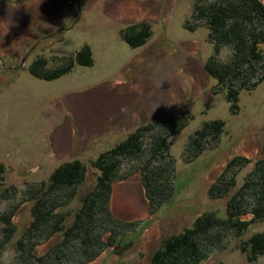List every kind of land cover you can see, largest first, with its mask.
Here are the masks:
<instances>
[{
  "label": "rangeland",
  "instance_id": "1",
  "mask_svg": "<svg viewBox=\"0 0 264 264\" xmlns=\"http://www.w3.org/2000/svg\"><path fill=\"white\" fill-rule=\"evenodd\" d=\"M197 1L0 0V164L4 167L0 218L17 207L13 212L17 232L11 244L33 228L32 210L39 203L29 193L34 195L48 183L58 168L79 162L86 167L85 182L80 188L63 187L58 194L64 203L58 210L61 219L70 216L82 208V199L102 176L93 164L127 140L133 144L132 154L120 159L114 180L135 167L165 168L173 161L175 195L157 210L155 201L152 215L136 176L114 184L112 210L132 223L121 227L125 236H109L103 242L104 247L118 242L125 246L118 251L107 247L85 264H150L167 240L191 229L200 216L218 212L222 221H229L225 211L230 196L247 191L245 180L255 173L256 160L264 158V77L243 86L241 77L226 78L221 84L206 74L207 63L224 65L233 54L230 48H216L203 23L191 19ZM147 28L151 34L144 45L133 48L126 42L125 36H145ZM85 47L92 55L89 67L74 62ZM71 60L75 66L60 78L43 80L34 73L53 75L69 67ZM213 122L222 126L220 131L206 142L197 139L202 151L189 157V140ZM171 125L185 128L169 137ZM142 127L151 131L136 146V133ZM157 139H166L160 151ZM246 159L251 160L249 165H244ZM227 165L234 166L236 174L229 172L232 177L227 176L225 183L233 178L235 186H224L231 190L229 197L211 200L208 189L222 178ZM245 211L241 220L236 217L246 222L238 231L242 234L224 240V249L212 250L203 264H264V256L249 259L242 250L253 236L264 232V215L258 211L261 217L253 220ZM51 213L43 211L38 226L47 223ZM203 224L201 229L214 228L211 221ZM2 228L0 222V239ZM35 234V240L40 239L38 230ZM60 240L36 250L25 242L26 263L20 258L19 262L44 264L40 259ZM13 245L7 247L2 263H17ZM78 254L73 257L75 264L84 261L83 250L78 249ZM180 257L173 261L180 262Z\"/></svg>",
  "mask_w": 264,
  "mask_h": 264
},
{
  "label": "trees",
  "instance_id": "2",
  "mask_svg": "<svg viewBox=\"0 0 264 264\" xmlns=\"http://www.w3.org/2000/svg\"><path fill=\"white\" fill-rule=\"evenodd\" d=\"M197 4L198 5L195 8L196 10L193 15H191V19L197 23H203L204 28L208 32V38L213 41L216 48H230L233 54L231 60L224 65H217V61L211 62V64L207 63L204 66L206 74L210 78L220 81L221 84H223L222 82H225L226 78L232 80L231 78L235 79L241 77V82L244 80L242 83L243 86L260 75L264 77L263 0H198ZM191 27L192 26L189 22L187 28L190 29ZM150 34V29H148L145 36L137 33V35L135 34L133 37L131 35L132 38L125 36V40L131 47L138 48L145 44L146 40L150 37ZM74 60H71L68 65L69 67L58 71L53 75H45L38 69V71H35L34 73L37 77L43 78V80H53L60 78L63 74L69 72L75 64L78 66L89 67L92 66L93 63L91 51L88 47H85L81 52H78L75 55ZM72 61H74L75 64H73ZM40 63L41 62H39V64ZM227 89H230V87H227ZM232 98H234V96H232ZM184 128V126L174 128L171 125L168 130L172 132V135L169 137L178 135ZM220 128H222L220 124L213 122L211 124H206L203 130L195 133L186 147L188 156L195 155L201 150L200 148L202 147V144H200L197 139L202 138L201 140L206 142L209 137L212 138L213 134L216 135L217 131H220ZM148 131H151L150 127H142L138 129V133H136L137 137L135 138H138L139 143L136 144V146L140 145V141L143 139L140 137ZM169 137L167 135V138ZM131 139H133V137ZM129 141L127 140L126 142L117 144L93 164L98 171L100 170L101 175L104 176L106 180H103L102 176L99 175L96 181L98 185H96L94 190L82 199V208L75 213H71L70 216L66 215V217L63 216L61 219L62 214L58 213V210L64 203L60 202L58 194L62 191L61 188L63 187L72 185L80 188L85 182L86 167L79 162L65 164L58 168L52 174L48 183L44 184L42 188H38L34 195L29 193L30 198L32 197V200L36 199L37 203H39L32 210L33 221L30 224V228H33L30 231L31 234H29L30 232L28 234H23L20 238L21 241L18 240L14 245L11 244V242L15 237L17 228L13 222L15 218L13 212L17 207L14 208L12 212H6L5 216L0 218V222L3 224V234L0 239V264H5L2 263L4 260L2 258L9 245H13L15 247L14 249H16L15 258H18V261L15 264L26 263V259L24 258L23 260L22 258V254L25 253L26 249L25 242H27V245L30 244L33 250H36L39 246L48 245L58 238L61 239L58 243L60 245L52 247L49 250L50 252H47V256L44 259H40L43 260L42 262L44 264H75L73 257L76 254L79 255L78 249L83 250L84 256V261H80L79 264H85L99 256L101 251L103 250L104 252L107 247H113L117 251L123 248L125 245H122L119 242L117 245L115 244L114 246L109 245L104 247V242L110 238L109 236H125L126 232L123 233L121 227H128L129 224L132 223L120 219L117 214L113 212L111 207L113 185L128 181L136 176L142 187L144 200L149 206L152 215L154 213L152 211V206L153 204L155 205V201L159 204L157 207L153 206L155 210H157V208H161L162 205L167 204L168 201L171 200V197H174L176 192L175 177L173 174L174 164L173 161L170 160L169 164H164L167 166L165 168L142 165L143 168L137 169L135 167L134 170L132 169L133 172L124 175L125 177L123 178H118L121 180H114L121 164L120 159H130L128 156L132 154V152L131 154L129 153L132 151L133 144L131 145L132 142ZM158 141L160 142V145H158V151H160L162 147H165L164 142H166V139L163 142L160 140ZM244 161V165H249L251 160L246 159ZM234 166L231 167V165H227L225 168L226 171L224 170V173L222 174V178L219 179L218 177L210 186L208 189V197L211 200H220L229 197L231 190L224 186H235L233 178L231 182L227 181L228 183H225L227 176L232 177L229 172L232 171L236 174ZM253 167L256 168L255 173L245 180L244 187L247 191L244 192L243 190L240 193L237 192L238 194L236 197L230 196L228 200L225 214L226 217H229V221H222L224 218H221L218 212H210L200 216L196 221L198 223L196 224L195 222L191 227L192 230L186 229L178 236H175L174 238L171 237L170 240H167L163 247L154 254L150 264H167L168 262L169 264H203L208 260L209 256L207 257V255L212 250L217 249V251H219L224 249L221 247V243L224 240L230 236L233 237L234 235L239 236L242 234V232L238 234V231L246 222L239 220H241L240 218H242V215H245V210L251 214V217L253 216V220H258L261 217L260 215L263 216L264 158L256 160ZM3 173L4 167L0 164V175ZM257 192H259L258 195ZM41 195H44L42 199H45L48 196L50 198L46 199L43 203L42 199L38 200ZM55 208L57 213H54ZM260 209L263 210L260 211ZM45 210L52 211L51 216H49V221L44 224L40 223L42 225L38 226L40 217H42V213ZM258 211H260V215ZM71 217H73V221L70 219ZM236 217L239 218V220L236 219ZM53 219L56 221H50ZM206 221L213 222L214 228L212 231L201 229V226L204 225L203 223H206ZM230 223L232 224L231 226ZM53 227L54 231L50 232L51 234L48 233L49 231H45L46 229ZM36 230H38L39 235L41 236L38 240H35ZM243 231H245V229ZM129 232L130 231H128V233ZM218 236H220L219 239L216 238ZM22 246H24L25 249L22 250ZM246 247H250V251L246 250ZM242 250L249 259L255 255L264 256V232L253 236L249 240V244L245 245ZM179 255L181 256V260L180 262L175 263L173 258H177ZM19 258L20 260L22 259L23 263L21 261L19 262Z\"/></svg>",
  "mask_w": 264,
  "mask_h": 264
}]
</instances>
